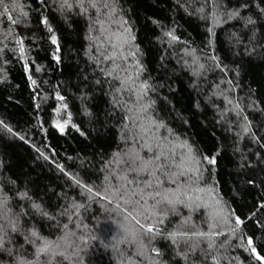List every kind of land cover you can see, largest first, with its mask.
Instances as JSON below:
<instances>
[{
	"label": "trees",
	"instance_id": "16d2710c",
	"mask_svg": "<svg viewBox=\"0 0 264 264\" xmlns=\"http://www.w3.org/2000/svg\"><path fill=\"white\" fill-rule=\"evenodd\" d=\"M262 205L264 0L0 4V264H261Z\"/></svg>",
	"mask_w": 264,
	"mask_h": 264
},
{
	"label": "snow or ice",
	"instance_id": "6c2138e0",
	"mask_svg": "<svg viewBox=\"0 0 264 264\" xmlns=\"http://www.w3.org/2000/svg\"><path fill=\"white\" fill-rule=\"evenodd\" d=\"M3 3H4V0H0V4H3ZM105 6H107V5H105ZM249 22L250 23H255V21H253L251 19L249 20ZM44 23L47 24V21H44ZM124 23H127V21H124ZM49 31H51V29H49ZM126 31H130V30L126 29ZM173 39H175V37H173ZM52 43L53 44L57 43V40H56L55 36L52 37ZM21 51H23L22 47H21ZM110 59H112V57H110ZM33 83H35V82L33 81ZM58 99L63 100V97H58ZM60 130H61V133H63V128L62 127L60 128ZM9 131H11V129H9ZM154 159H159V157L157 156ZM206 159L208 160V163H210V164H215L216 163L215 158H207L206 157ZM148 163H154V160L146 162L144 164L145 168L147 167ZM152 175H155V172H153ZM157 180H158V178H157ZM150 184H151V182H149V185ZM87 191L91 193L93 190L91 188H88ZM138 194L140 195V199L143 200L142 192H139V193H137V192H132V193H127V192H125V193H111V195H127L129 197V199L125 200V203L131 202L133 204L132 211H134L136 213L135 215H132L131 218L134 219L136 224L139 225L140 229H143L146 233H153L154 235L158 234L159 233V229L155 227V224L146 225V224L142 223L141 220L138 218L139 216L143 215L144 219L147 220V219L150 218L151 215H155V213H148V209H146V208L144 209L143 213H141V211L139 209L135 208V205L137 203H140V201H131V196L138 195ZM162 199H163V201L167 202L169 205H172L174 203V201L172 199H170L166 195ZM160 202L161 201L158 200V201H156V204H159ZM175 202H180V201L177 200ZM144 203H146V201H144ZM262 206H264V205H262ZM153 207H155V205ZM141 208H143V204H141ZM129 215H131V212L129 213ZM127 218L128 217H125V219H127ZM162 222H163L162 220L159 221V223H162ZM235 223L237 225H240V224L243 223V221L239 217H237L236 220H235ZM124 231H125V233H127L128 230L124 229ZM234 231H235V229H234ZM32 235L36 236V233L33 232ZM197 235L203 237L204 233H199ZM172 237L175 238V234H172ZM247 244H248V247L251 249L253 255L255 256V259L261 261V264H264V256H261L260 254H258L257 251H256V248L253 247V239H248ZM195 246H197V245H193V247H195ZM51 247H52V245L50 243L45 242L44 246L42 248L38 249V252L47 253ZM209 247H212V245L210 244ZM156 254L159 255V252H156Z\"/></svg>",
	"mask_w": 264,
	"mask_h": 264
},
{
	"label": "rangeland",
	"instance_id": "374dc122",
	"mask_svg": "<svg viewBox=\"0 0 264 264\" xmlns=\"http://www.w3.org/2000/svg\"><path fill=\"white\" fill-rule=\"evenodd\" d=\"M100 37H101V30H100V35H99ZM112 37L113 36H111V34L108 32V30L106 29L105 30V43H104V48L105 49H107V50H110V51H113L114 49H116L117 47L116 46H114V40L112 39ZM109 38V39H108ZM114 41V42H113ZM107 42V43H106ZM113 44V45H112ZM110 53V52H109ZM110 55H111V53H110ZM56 127L57 128H63V125H60L58 122H56ZM183 164H185L184 162H183ZM186 166H187V164H186Z\"/></svg>",
	"mask_w": 264,
	"mask_h": 264
}]
</instances>
